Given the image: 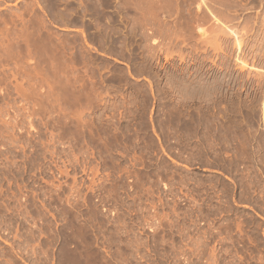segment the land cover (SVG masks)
<instances>
[{
  "label": "rangeland",
  "instance_id": "rangeland-1",
  "mask_svg": "<svg viewBox=\"0 0 264 264\" xmlns=\"http://www.w3.org/2000/svg\"><path fill=\"white\" fill-rule=\"evenodd\" d=\"M0 264H264V0H0Z\"/></svg>",
  "mask_w": 264,
  "mask_h": 264
},
{
  "label": "bare ground",
  "instance_id": "bare-ground-1",
  "mask_svg": "<svg viewBox=\"0 0 264 264\" xmlns=\"http://www.w3.org/2000/svg\"><path fill=\"white\" fill-rule=\"evenodd\" d=\"M245 67H246V64H242V65H241V68H245Z\"/></svg>",
  "mask_w": 264,
  "mask_h": 264
}]
</instances>
